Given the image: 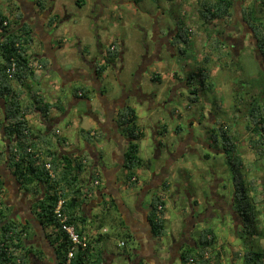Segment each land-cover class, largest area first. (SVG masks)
I'll return each mask as SVG.
<instances>
[{
	"label": "trees",
	"instance_id": "obj_1",
	"mask_svg": "<svg viewBox=\"0 0 264 264\" xmlns=\"http://www.w3.org/2000/svg\"><path fill=\"white\" fill-rule=\"evenodd\" d=\"M190 1L180 0L179 4L183 7L190 4ZM192 1H196V12L200 18V24L195 22L189 26L185 20H177L178 33L175 39L177 43L175 51L177 54L185 55L187 49H193L194 40L192 38L198 33L201 24L208 31V41L196 66L197 69L186 78L188 85L198 78L199 83L190 90L193 95L191 100L195 101V99L198 100L200 90H210L215 85L212 78V66L220 63V68L226 69L227 58L231 54V50L219 38L218 32L216 35L213 34L207 24L211 20L222 22L230 20L239 0ZM35 2L39 10H45L49 0H35ZM16 13L18 14L15 15ZM241 14L242 19L252 31L256 52L263 58L264 66V0H254L242 6ZM22 15L16 4H8L5 10L0 7V98L5 102L0 108V134L4 143L1 154L7 163V168L12 171L18 182L22 183L29 193L37 197L32 202V208L39 222L55 233L52 241L56 244V252L60 261L64 264H105L104 252L99 245L101 235L89 238L86 248L77 247L74 256L67 262V254L72 247V242L67 232L62 229L61 219L55 213V209L59 201L63 200L61 212L67 216V223L74 225L81 235H85L89 218L85 215L83 206L87 203V196L92 191L91 185H93L95 175L92 171L91 182L85 179L86 186L81 185L80 176L87 170L83 156L69 152L60 153L58 148L65 145L66 138L58 137L54 129L38 130L31 121L30 116L35 114L47 120L53 108L62 113L67 105L65 106L60 98L53 102L45 100L43 92L33 89L29 90L27 98V81L30 79L38 81V70L48 69L49 62L43 56L34 55L31 52L35 37L32 27L25 21L21 22ZM53 19H50L51 23ZM116 40L111 42L107 49L108 58L111 61H115L120 52ZM13 64H15L14 70L8 72V68ZM107 66H100L99 72H103ZM152 79L160 82L161 74H155ZM232 88H234V95L230 105L231 111L234 112L233 118L237 120L242 110L249 136L248 143L256 159L264 161V83L259 92L253 90V93H244L247 94L245 100L242 95L245 88L243 84L234 85L233 83ZM78 90L79 88L73 90L76 97L79 96ZM81 91L83 95L86 93L84 90ZM214 104H216V109L222 112L219 103ZM137 119V110L133 106L126 105L118 111L119 128L131 140L124 155L125 184L138 182L137 169L149 167L148 160L140 155L139 141L145 137V131L138 124ZM230 125L218 121L212 131L211 139L215 146L226 155L233 175V211L240 221L237 234L241 238L253 239L256 234L263 235L264 233V229H259L258 226L259 215L262 212L258 205L264 204V172L261 177H258L256 169L248 166L243 156L236 153L239 135L232 130L233 126ZM167 126V123H164L163 128L167 129ZM180 129L182 128L179 126L177 130ZM163 187L164 190L168 188L169 182L165 181ZM5 194L3 181L0 179V264H31L29 255L32 250L27 247L26 243V239L30 236V227L11 215V207L6 203ZM150 207L148 218L151 232L156 239H161L166 232L165 192L155 193L152 196ZM216 239L217 236L211 227L201 229L198 239L194 240V246L188 245L181 249L182 264H210V251ZM253 248L242 254L244 264H264V247ZM240 255L241 252L234 254L236 257Z\"/></svg>",
	"mask_w": 264,
	"mask_h": 264
},
{
	"label": "rangeland",
	"instance_id": "obj_2",
	"mask_svg": "<svg viewBox=\"0 0 264 264\" xmlns=\"http://www.w3.org/2000/svg\"><path fill=\"white\" fill-rule=\"evenodd\" d=\"M60 1L65 5L70 19H67L66 22L62 19L65 24L56 30V32L54 31L55 27L50 28L49 31L53 34L56 33V37L59 36L60 39L67 40L68 45L72 46L81 40L82 44H89L91 48H94L98 40L97 35H100L104 40L105 46L112 39L124 38L127 42V50L124 54V62L120 65V77L116 81L118 83L122 81L128 83L130 81L127 89L131 88L132 79L136 77L132 75V73L138 70L137 60L140 54L136 43L137 38L146 35L148 40H152V35L154 34L153 26H155V31L159 29L163 31L168 26L175 25L178 19L185 20L189 26L193 25L195 22L200 24V18L196 12L197 4L196 1L192 0L189 2L190 4L183 7L179 4L180 0H98L100 12H103L104 16H98L97 20L93 18L94 15L91 10L94 0H86L88 4H80L83 3L80 0ZM50 2L51 0H49V3ZM4 3L5 0H0L1 6L5 5ZM243 4H247V2L242 0L237 1L235 6L236 11L234 10V15L230 20H227V22L211 20V22L207 24L208 28L216 35L219 30H223L226 24L232 22L235 15L239 17L242 15L241 10L242 6H244ZM48 26L49 24L47 27ZM139 26H142L144 30H139ZM204 28L205 27L201 24L198 33L194 34L192 38L194 40L193 49H187L185 55H181L180 53H169L166 48H163L162 56L165 61L149 64L147 69L142 73V78L137 75L138 78L142 79L141 85L143 89L146 92H153L156 94L153 107H149V103L146 101L140 103L136 101L134 97L132 99V102L137 106V122L145 131L146 135L139 141L141 148L140 155L144 159H150L151 162L160 166L163 164L167 166L168 161L172 159L171 156L168 157L166 152L168 150L165 151L164 149H161V158L155 159L158 143H156L153 134L152 126L154 123L167 122L172 127H175L179 123L185 124L184 122L188 123L193 121V125L191 126L194 132L193 136L196 137L197 140L198 137L202 140V142H196L197 144H195L201 159L197 157H181L166 168L167 175L165 178L170 186V191L166 190L165 192L167 201L166 232L162 239L155 240L157 242L155 248L161 258L169 256L166 252H168L169 247L173 245L174 239L179 240L181 238L186 225L184 219L188 218L193 211L198 213L204 208L205 204H207L205 203L199 207H193V209L192 207L190 208V203L183 199L187 192H189L191 196H195L197 199L201 200L202 198L204 199L206 195L210 196L211 193L208 192V187L210 186H208V183L213 176L223 181L218 185L217 194L223 195L229 200L228 196L232 190L233 175L229 169L226 155L222 151H218V147L215 146L211 139L209 129H212V123L209 124V122L204 119V114L208 112V118L210 111L213 113L215 108H217L216 104H214L215 102L219 103L218 105L222 107L221 114L224 122L228 125L233 124L230 125L234 127L232 130L239 135L236 153L242 154L244 162L248 166H252L256 169L258 177H261V174L264 172V161L256 159L248 143L249 136L245 129V120L243 123H237V120L233 118L234 112L230 111L231 107L229 106L233 102V83L234 85L239 83L245 86L242 92L244 100L247 97V94L244 93H253V90L255 92L260 91L264 83L263 58L248 42H246L245 46L228 56L226 69L220 68V63H216V66H212V78L215 81L214 87L210 90H200L198 100L195 99V101H192L191 97L193 95L190 90L199 83L197 80L198 78L192 81L190 85L186 84V78L191 72L196 71V66L203 55L204 47L208 41V31ZM238 28L241 29V27ZM35 38L37 46L33 45L32 50L37 52L42 42L36 34ZM61 61L67 70L74 67L76 68L80 64L83 69L90 72L89 67L82 58L80 59L78 54L73 55L69 51L67 56L61 58ZM38 71V81L34 79L27 81V98L29 96V90L33 89L43 92V94H45L43 96L45 100H47L55 94L52 90L55 85L54 83H63V80H61V75L53 67L48 66V69ZM157 73L161 74L162 80L160 82L152 79ZM79 77L81 76L74 75L72 79H67V90L65 89V95L63 94L62 96L63 99L66 97V94H69L71 98L72 90L83 84L84 81L82 79L79 80ZM179 82H183L184 84L175 92L174 85ZM112 86V81L108 79L104 80L105 89L109 90ZM85 87L86 86H84V89ZM171 90H173V92H171ZM75 105V110L70 112L67 117L56 124V129L60 130V134L57 133V136L61 138L65 135L73 146H79L83 149L84 137L81 135L82 133H79V129L81 127H85V129L89 128L88 115H86L88 111V102L82 99ZM170 108L172 111L169 110ZM241 108L243 109V106ZM170 111L173 113V117L170 115ZM179 113L182 119H178ZM213 115L216 116L215 113H213ZM239 115L243 116L242 110L239 112ZM80 116L84 118V122L81 121ZM34 119L35 116L33 118L31 117L32 122ZM70 120L74 122V127L68 126ZM39 127L40 126L36 125L37 129H39ZM169 136L170 137L164 140L170 144L168 146L170 151H172L174 147L171 143H174L176 139L171 137L172 134ZM105 145V151L107 150L105 163L109 165L112 162V153L108 151L109 143ZM3 149L4 143L0 138V161L2 163L5 162L1 154ZM152 168L155 169L154 164ZM156 170H158V168ZM150 171L151 170L148 168H138L136 172L138 182L135 184H131L130 182L125 184L126 171L120 168L119 177L120 180L124 182V187L122 191H120V195L127 203V210L133 212L132 219H136L137 217L136 204H138V199H136V196L139 195L144 185L150 181ZM251 173H253V171ZM176 190L180 192L176 193ZM152 194L153 191L147 194L144 203H149ZM258 207L262 209L259 215L258 226L259 229L262 228L263 230L264 204L258 205ZM113 211L114 213L121 212L118 210V207L116 211ZM103 214L100 220H102L104 226L100 232L103 234H110V236L108 235L105 237L103 245L105 248L118 253L117 259L119 260H114L113 264H129L128 262H131V260L134 261L136 258L134 257V249L137 247L139 241L136 238L126 237L124 234L125 232H120L118 224L119 222L125 223L127 218L125 219L124 216L119 215L118 222L115 221L112 223L113 214L111 212ZM210 216L209 220L196 221L193 233L190 236L194 238V240H197L201 229L204 227H211L213 229L217 239L210 251V264H244L242 254H245V252H248L253 247L255 249L264 247V233L263 235L256 234L253 239L239 237L237 228L240 222L237 221V223L234 224L229 211L224 214L222 211L215 208L212 210ZM98 221L99 220L94 223ZM131 228L132 225H130L128 229L131 230ZM124 243H126V245H123ZM251 246L253 247L251 248ZM123 252L129 255V259L122 258L120 254ZM236 252H241V255L239 257L234 256ZM146 255L147 251H144L141 258H147ZM176 264H182L181 260H177Z\"/></svg>",
	"mask_w": 264,
	"mask_h": 264
},
{
	"label": "crops",
	"instance_id": "obj_3",
	"mask_svg": "<svg viewBox=\"0 0 264 264\" xmlns=\"http://www.w3.org/2000/svg\"><path fill=\"white\" fill-rule=\"evenodd\" d=\"M251 1L252 0H246L247 4L243 5L246 6L250 4ZM82 2L83 3L80 4H88L86 0ZM10 3L16 4L23 15L29 14L30 12L31 15L32 12H34V15H32L33 17L31 26L33 29L35 28L36 35L37 33H41L43 35V39H41L42 44H40L37 52H34L33 50H31V52H33L34 55L39 54V56H43V58L47 59L49 62V66L50 64H54V68H56L58 73L61 72V77L65 78V80L63 79V83H54L55 85L53 86L52 90L55 94H53L52 97H50L48 100L50 102H53L58 98L63 99L62 96L63 94L65 95V89L67 90V77L69 79H72V76L74 75L81 76L79 77V80L82 79L84 81L83 84L80 85L81 87L78 86L79 96L74 97L73 90L71 98L69 97V94H66L63 102L65 106L67 105V108L64 112L61 113L60 111H57L55 108H53L47 120L41 117L40 119L38 115L35 114L33 124L35 126H40L38 130H41L42 128L54 129L56 133L60 134V130L56 129V124L67 117L70 112L74 111L76 108L75 104L80 100L85 99L88 102V111L86 115H88L87 119L89 128L85 129V127H81L79 129V133H82L81 135L84 137V148L82 149L79 146H73V144L65 135L63 136L64 138H66L65 145L58 148L59 152L62 154H67V152H69L72 154H79L83 156V162L86 164L87 170H85L80 176L81 185L85 184L86 186L87 182H91L92 171H94V173L98 172L99 176H96L95 174L94 175L96 178L100 179V184L95 185L93 183V185H91L92 191L87 196V203L83 206L85 215L89 218L86 233L88 238H96L100 235L102 236L99 245L104 252L105 264H113L114 260H116L118 257V253H115L111 249L105 248V246L103 245L105 242L104 234L108 233L103 234L100 232L104 226V223L102 222V220H100V218L101 215H104L103 213L111 212L113 214V223L115 221L118 222L119 215H122L125 219H127L125 223L119 222L118 227L120 228V232H125L124 234L126 235V237L130 234L131 237L129 238H136L139 241V243H137V247L134 249V257L136 258L134 259V261L131 260V262H128L129 264H176L177 260H181V252H177V250H179L180 248L176 249L175 251H171V253H169L170 251L166 252L167 254H169V256L161 258L160 254H158L157 249L155 248L157 246V242L155 241L156 238L151 232V226L147 221L148 204L144 203L147 194L152 192L150 191L151 188L154 189L153 195L155 193H163V186H160V184H158L159 186L156 187L146 185L144 186V188L139 193L141 195V198H139V201H137L138 204H136V219H132L133 212L127 210V203L120 195V191H122L124 187V182L121 181L119 177V171L120 168H122L124 159L123 148L124 145L126 146V144H129L131 140L128 141L124 137L123 131L119 128V125L117 123V114L118 111L125 105L133 106L137 110L136 104L132 102L133 97L135 99L136 97L134 93L130 91V89H127L130 81L128 83H126L125 81L118 83L116 81L120 77L121 69H119L118 65L114 63L115 65L113 64L112 67H107V69L103 72V77L101 79L97 76L95 80L96 86L94 88L90 85V83H88L91 77H96L91 71V67L89 64L96 62L97 59L95 58H100L102 54H104V51H107L111 42L116 39L120 48L118 58H122V55L124 57V54L127 50V42L124 40V38H115L110 40L109 42L107 41L108 44L105 46L104 40L100 35H97L98 40L94 48H91L89 44H82L81 40L70 46L67 44V40H62L59 36L56 37V33L53 34L51 31H49L52 26L49 25L47 27L50 19L54 18V16H58L57 9L61 8L62 6L65 8V5L61 3L60 0H51L50 6H54L56 11L55 12L53 10V12H55L53 14H47L44 12L41 13L40 11H38L35 0H5V5L0 7L5 10ZM91 10L92 14L94 15L97 11V6L94 4V7H92ZM66 21L67 18L64 22ZM64 24L65 23H62L59 28H61ZM35 34L33 32L34 37ZM138 40L139 38H137L136 43L140 54L141 46ZM34 45L37 46L36 42H34ZM69 51L73 55L78 54L80 59L82 58L85 64H87L90 72L86 69H83L82 65L80 64L78 65V67L71 68L68 71L67 68H65L62 64L61 58L67 56V53ZM123 59L124 58H122V60ZM137 61H139V57ZM67 72L70 73L67 74ZM138 76H140V74ZM141 78H138L139 82H141ZM106 79L113 82V86L109 90L105 89L104 87V80ZM84 86H86L85 89ZM81 90L86 91V93L83 95V92ZM146 93L149 94V92ZM153 97L155 96L153 95ZM34 116H30V118H33ZM80 119L82 122L85 121L82 116H80ZM68 126L74 127V122L70 120ZM38 132L40 133V131ZM106 143H109L110 150L108 149V151L112 153V162L109 165H106L105 163L107 157V150L105 151ZM89 164L91 166H89ZM0 179L3 181V188L6 192V203L11 207V211H15L16 216L14 215V218L18 219L23 224H27L30 227V236L26 239L27 247L31 248L32 250L29 255L30 263L59 264L58 255L56 252V244H54V242L52 241L55 233H53V230L49 229V227H45L42 225V223L39 222L37 214L32 208L33 201L31 199L34 194L29 193V195L26 196V188H24L22 183L18 182V180L12 175L11 170L7 168V163H2L1 161ZM85 179H88L87 182L85 181ZM162 180L164 181L165 177ZM163 181L160 182L163 183ZM117 207L121 212H116V214L113 210L116 211ZM97 220L99 221L97 223H94ZM130 225H132L133 230L132 228L131 230L128 229ZM108 235L110 236V234ZM190 236L188 237V239L191 240V246H194V238H191ZM176 242L177 239H174L173 245ZM123 245H126V243H124ZM144 251H147L146 256L148 260L147 258H141ZM120 255L122 256V258L129 259V255L124 252Z\"/></svg>",
	"mask_w": 264,
	"mask_h": 264
},
{
	"label": "flooded vegetation",
	"instance_id": "obj_4",
	"mask_svg": "<svg viewBox=\"0 0 264 264\" xmlns=\"http://www.w3.org/2000/svg\"><path fill=\"white\" fill-rule=\"evenodd\" d=\"M244 1H246V0H244ZM253 1L254 0H252L251 2H253ZM50 4L51 3H48L47 8L45 10H39V8L37 10L40 11L41 13L44 12L47 14H49V13L53 14L56 12L55 7L50 6ZM94 4L97 6V11L95 12L93 18L95 20H97L98 16H101V15L104 16V15H103V12H100L99 1L94 0L93 1V7H94ZM58 9H57L58 10V16L55 17L53 15L54 19L53 18L52 19L54 21L52 23L49 21V25L52 26V28L55 27V29H54L55 32H56V30H58L60 25L63 23V20H65L66 18L70 19V15L68 14V12L66 15L67 10L63 6L61 8H58ZM53 10L55 12H53ZM234 10L236 11L235 8H234ZM30 13L26 14V15H22L23 17L21 18V22L25 21L26 23H28L31 26L32 17H33L32 15H34V12H32L31 15H30ZM238 27H241V29ZM32 30L35 34V28L34 29L32 28ZM139 30L143 31L144 29L142 26H139ZM153 31H154V34L152 35V40H148L146 35L140 36V38L138 40L140 43V46H141V52L139 55V61H138V65H137L138 70H137V72L135 71L132 73V75H134L136 77L132 79V84H131V88H130V91L134 93L137 101L138 102L146 101L149 103V107L154 105L155 98L153 97V95L155 96L156 94L153 92L149 93V94L146 93V91L143 89V87L141 85V82L138 81L137 75L140 74V76H141L142 73L147 69V66L149 64H152L154 62H160V61L164 62L165 61L163 56H162L163 48H166L169 53L171 52L173 54H176L175 49H176L177 43L175 42V39H176V36L178 33V27L175 23V25L168 26L163 31H161L160 29L158 31H155V26H153ZM217 34L219 35V38L221 39V41H223V43L227 46V48L231 50V53L237 52L239 48L245 46L246 42H248L252 46V48L256 50V46L254 44L255 41H254L252 31L249 28V26L245 23V21L242 19V15H240V17L238 15H235L232 22L226 24L224 26L223 30L221 32H218ZM37 36L40 38V40L43 39V35L41 33H37ZM151 45H152V47H151ZM122 58H124L123 55H122ZM122 58L117 57L115 59V61H111V59L108 58L107 51H104V54H102V56L100 58L99 57L95 58V59H97L96 62L89 64L91 67V71L94 73V75L96 77H94V78L91 77V79H89L88 83H90V85L94 88L96 86L95 80H96L97 76L101 79L103 77V72L107 69V67H112L114 63L118 65L119 69H121L120 65L124 62V59L122 60ZM103 65H106V66L108 65V66L105 68V70L103 72H101V71L99 72L98 69H100V66H103ZM50 67L54 68L55 65L50 64ZM69 73L70 72H67V74H69ZM83 77H85V76H83ZM63 79L65 80V78H61V80H63ZM67 79H69V78L67 77ZM136 81H137V84H136ZM182 84H184V83L179 82V83H176L174 85L175 92L181 87ZM171 92H173V90H171ZM73 96H72V98H73ZM74 97H76V96H74ZM120 101H122V100H120ZM4 103H5L4 100L0 98V108L3 107ZM229 106L231 107V105H229ZM169 110H171V108ZM171 111H170V115L173 117L174 115ZM230 111H231V109H230ZM207 113L204 114V119L207 120L209 122V124L212 123V125H213L212 129L211 130L209 129V133L212 136V131L215 129L217 122L218 121H221L223 123H225V122H224V119L222 118L221 112L219 110H217L216 108H215V111L213 113H215L217 117L215 115H213V113L210 111V113L208 114V118H207ZM178 119H182L180 113H179ZM244 120H245L244 115L243 116L239 115V117L237 118V123L238 122L243 123ZM192 122L193 121H190L188 123L184 122L185 124L179 123L175 127H172L167 122H162V123H157V124L154 123L153 124L152 128H153L154 138L156 140V143H158L155 159L157 160V159L161 158V156H162L161 155V153H162L161 149H164L165 151L168 150V151H166L168 154V157L171 156L172 159H170L168 161L167 166L164 164L161 166L157 165L156 163H153V162H151L150 159H148V162H149L148 169L151 170L150 171L151 177H150V181L148 183H146V186L156 187V186H159L158 184H160V186H164V182L166 181V178L164 181L162 179L164 177H166V175H167L166 168L170 164H172L175 160H177L178 158L186 156L187 158L197 157L198 159L199 158L201 159V157L199 156L198 151L195 147V144H197L196 142H198V143L202 142V140L199 137L197 140L196 137L193 136L194 132L192 131L193 129H191V126L193 125ZM164 123H167V125H168L167 129L163 128ZM231 125H233V124H231ZM179 126L182 129L177 130V128ZM233 129H234V127H233ZM171 134H172L171 137L176 139L174 141V143H171V145L174 147V150H172V151H170L169 146H168L170 144L165 142V140H164V139L170 137L169 135H171ZM123 135L128 141L130 140L129 136L125 135L124 133H123ZM0 138L2 139L1 134H0ZM128 145L129 144H126V146L124 145V148H123L124 151L122 150L124 153L123 157L125 155V150H126ZM218 151H221V149L218 148ZM4 163H6V162H4ZM123 164H124V159H123V163H122V168L124 167ZM153 164L155 165V169L152 168ZM157 168H158V170L156 171ZM156 180H158V181H156ZM160 181H163V183H161ZM220 182H223L222 179L220 180L219 178L212 176L210 182L208 183V186H210V187H208L209 188L208 192H210L211 194H210V196L206 195V197L204 199L202 198V200L197 199L195 196H191V194L189 192H187L186 195L183 197V199H185L187 202L190 203V208L192 207V209H193V207H199L200 205L205 204V203H207V204H205L204 208L201 209L198 213L193 211V213L190 214L188 216V218L184 219L186 225L184 227L183 234H182L181 238L179 240H177V242L174 245L169 247L170 253H171V251H175L178 248L183 249V247H187L188 245H191V240H189L188 237L193 233V229L195 227V222L198 220H200V221L209 220L210 219L209 217H211L210 215L212 214V210L215 208L219 211H222L224 214L229 211V213L231 214V216L233 218L232 221L234 222V224L237 223V221L240 222L239 217L233 211V202H234L233 184L231 185L232 190L230 189L231 192H230V195L228 196L229 200H227V197L220 195V194H217V188H218V185ZM162 188L164 190V187H162ZM166 190L170 191V186L168 188H166L164 191L166 192ZM150 191H153V189L151 188ZM179 192L180 191L176 190V193H179ZM25 194L27 196V195H29V192L26 190ZM152 196H153V194H152ZM139 198H141L140 194L137 195L136 199H138V201H139ZM36 199H37L36 196H32L31 200L35 201ZM151 199H152V197H151ZM151 199L147 205L148 206L147 221H148L149 225H150V222H149L148 215H149V212L151 210V207H150ZM196 200H198V201H196ZM211 200H213V201H211ZM11 215L14 217L15 211L12 210ZM194 215H196V216H194ZM180 249L177 250V252H179V251L181 252ZM58 263L64 264L63 262L60 261L59 257H58Z\"/></svg>",
	"mask_w": 264,
	"mask_h": 264
},
{
	"label": "built area",
	"instance_id": "obj_5",
	"mask_svg": "<svg viewBox=\"0 0 264 264\" xmlns=\"http://www.w3.org/2000/svg\"><path fill=\"white\" fill-rule=\"evenodd\" d=\"M15 68V64H13L11 67L8 68V72H11L12 70H14ZM49 167V164L47 165ZM96 176L98 175V172L94 173ZM93 183L95 185H99L100 184V179L98 178H94ZM63 204V200H60L58 203L57 208L55 209V213L57 214V216L61 219L62 222V229L65 230L67 232V234L69 235V238L72 242V247L71 249L68 251L67 254V262L70 261V259L74 256V252L77 249V247L81 246L82 248H86L87 244H88V236L87 235H81L76 227L72 224L67 223V216L63 215V213L61 212V206Z\"/></svg>",
	"mask_w": 264,
	"mask_h": 264
},
{
	"label": "bare ground",
	"instance_id": "obj_6",
	"mask_svg": "<svg viewBox=\"0 0 264 264\" xmlns=\"http://www.w3.org/2000/svg\"><path fill=\"white\" fill-rule=\"evenodd\" d=\"M48 11V10H47ZM18 13H16L15 15H17ZM21 15V14H20ZM154 15V14H153ZM19 16V15H18ZM18 18V17H17ZM9 25V24H8ZM21 27V26H20ZM118 48V47H117ZM205 60V59H204ZM40 64V63H39ZM38 65V64H37ZM61 73V72H60ZM67 76V75H66ZM32 93V92H31ZM41 96V95H39ZM41 98V97H40ZM95 104V103H94ZM38 105V104H37ZM41 110V109H40ZM32 111V110H31ZM100 111V110H99ZM12 172V171H11ZM13 175V174H12ZM33 191V190H32ZM35 205V204H34ZM38 212V211H37ZM21 223V222H20ZM205 230V229H204ZM201 239V238H200ZM30 252V251H29ZM183 255V254H182ZM71 264V263H70Z\"/></svg>",
	"mask_w": 264,
	"mask_h": 264
}]
</instances>
